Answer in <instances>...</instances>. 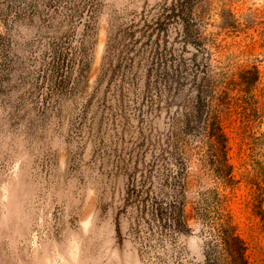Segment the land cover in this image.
<instances>
[{
	"label": "rangeland",
	"instance_id": "rangeland-1",
	"mask_svg": "<svg viewBox=\"0 0 264 264\" xmlns=\"http://www.w3.org/2000/svg\"><path fill=\"white\" fill-rule=\"evenodd\" d=\"M169 2L0 0V264L201 261L202 214L216 210L249 264H264V0H195L199 44L185 52L169 25L166 47L191 74L170 92L148 74L139 32ZM193 64L227 92L230 184L200 132L180 133L201 76ZM177 172L187 231L155 234L147 250L136 196L166 175L170 192Z\"/></svg>",
	"mask_w": 264,
	"mask_h": 264
},
{
	"label": "trees",
	"instance_id": "trees-1",
	"mask_svg": "<svg viewBox=\"0 0 264 264\" xmlns=\"http://www.w3.org/2000/svg\"><path fill=\"white\" fill-rule=\"evenodd\" d=\"M195 0H170L169 4H162L150 19L142 18L139 30L141 37H145L150 46V69L148 74L158 72L156 80L161 81L164 88L170 92L175 87H181L186 82L189 74L187 64L182 59H177L166 47L164 35L169 25H179L176 37L182 45V51L187 46L199 44V30L197 21L192 18L191 6ZM160 40V41H159ZM196 73L192 76L190 87L196 91L194 102L191 104L190 112H184L181 134L200 132V138L208 147L211 157L219 165L220 179L224 183H231V166L227 164V138L223 132L218 118L220 108L224 106L227 92L214 91L213 81L208 78L207 69L193 64ZM198 80V83L196 82ZM199 120L201 124L199 125ZM170 139L178 152V142L181 141L176 134H171ZM179 150V151H180ZM181 154V152H179ZM177 172L171 179L175 180L170 192L167 189L168 178L161 184V189L153 192L148 188L141 190L137 195L139 215L144 220L147 230L145 249L152 248L151 239L168 237L173 240L175 236L187 231V225L183 215V203L180 200L182 183ZM202 222L207 234L201 261L188 260L178 252L171 264H249L247 256V245L244 240L235 233L229 218L219 210L210 218L208 214H202ZM146 250V251H147ZM153 264H167L161 256H153ZM151 263V262H150Z\"/></svg>",
	"mask_w": 264,
	"mask_h": 264
}]
</instances>
